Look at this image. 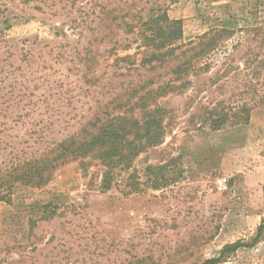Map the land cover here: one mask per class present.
<instances>
[{
	"label": "rangeland",
	"instance_id": "374dc122",
	"mask_svg": "<svg viewBox=\"0 0 264 264\" xmlns=\"http://www.w3.org/2000/svg\"><path fill=\"white\" fill-rule=\"evenodd\" d=\"M142 8L180 20L183 48L213 29L232 35L158 98L164 139L130 168L105 181L97 160L54 167V146L98 101L159 73L120 77L94 40L132 37L114 23ZM262 95L264 0H0V264H204L250 245L264 216ZM243 103L248 120L211 127ZM218 264H264V241Z\"/></svg>",
	"mask_w": 264,
	"mask_h": 264
},
{
	"label": "trees",
	"instance_id": "16d2710c",
	"mask_svg": "<svg viewBox=\"0 0 264 264\" xmlns=\"http://www.w3.org/2000/svg\"><path fill=\"white\" fill-rule=\"evenodd\" d=\"M130 6L133 3L126 7ZM144 12V8L136 11V15H131L127 21L126 15L120 16L119 23H114L125 30V35L132 37L119 39L116 35H103L94 40L98 45L111 46L105 54L108 58L112 56L114 67L126 72L120 77L140 70L152 73L160 70L159 73L147 81L143 80V75H136L135 80L130 79L125 85L119 84V91L108 95L105 101H98L92 115L72 125L71 130L56 143L51 160L54 167L70 162L82 164L86 160H97L106 169L105 181L111 178L115 169L130 168L138 155L162 143L164 139L166 110L157 104L158 98L180 88L174 85L176 82L189 84L186 79L188 75L201 70L199 61L210 59L211 53L222 47L225 41L222 40L232 35L228 29H213L183 48L178 45L183 33L180 20H171L163 9L150 10L146 17L142 16ZM106 14V20L114 22L115 17H110L111 12L107 11ZM133 45L136 46L131 54ZM85 50V68L91 71L97 65L94 54L97 49L93 51L89 45ZM205 66L207 68L208 64ZM168 74V79H162ZM107 85L112 86L111 83ZM258 103L264 105V95ZM250 109L247 103H243L231 109L233 112L230 115L222 114L212 119L211 127L219 129L230 119L246 121ZM262 194L264 202V186ZM261 241H264V216L250 245L240 241L224 245L216 258L206 260L204 264H218L238 249L254 246Z\"/></svg>",
	"mask_w": 264,
	"mask_h": 264
}]
</instances>
